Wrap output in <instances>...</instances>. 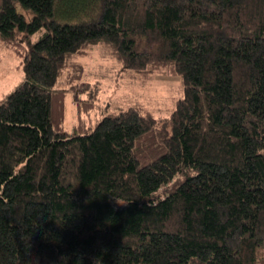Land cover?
<instances>
[{
    "label": "trees",
    "instance_id": "16d2710c",
    "mask_svg": "<svg viewBox=\"0 0 264 264\" xmlns=\"http://www.w3.org/2000/svg\"><path fill=\"white\" fill-rule=\"evenodd\" d=\"M0 41L24 71L0 103V264H264V0H0ZM100 42L182 77L169 127L62 129L56 83Z\"/></svg>",
    "mask_w": 264,
    "mask_h": 264
},
{
    "label": "rangeland",
    "instance_id": "374dc122",
    "mask_svg": "<svg viewBox=\"0 0 264 264\" xmlns=\"http://www.w3.org/2000/svg\"><path fill=\"white\" fill-rule=\"evenodd\" d=\"M84 53L70 58L56 83V87L72 88L65 96L62 129L83 134L103 116L130 108L152 116L160 125H171L177 103L184 97L179 74L161 69L145 75L125 69L106 42L88 45ZM23 80L21 57L0 41V103ZM77 106L83 110L79 112Z\"/></svg>",
    "mask_w": 264,
    "mask_h": 264
}]
</instances>
